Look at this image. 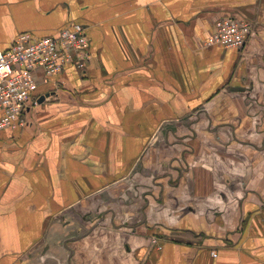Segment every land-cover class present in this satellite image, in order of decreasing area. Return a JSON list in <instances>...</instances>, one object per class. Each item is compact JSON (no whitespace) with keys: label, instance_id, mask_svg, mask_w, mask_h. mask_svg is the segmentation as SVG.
Here are the masks:
<instances>
[{"label":"crops","instance_id":"obj_1","mask_svg":"<svg viewBox=\"0 0 264 264\" xmlns=\"http://www.w3.org/2000/svg\"><path fill=\"white\" fill-rule=\"evenodd\" d=\"M71 23L85 71L0 130V264H264V0H0V50Z\"/></svg>","mask_w":264,"mask_h":264},{"label":"built area","instance_id":"obj_2","mask_svg":"<svg viewBox=\"0 0 264 264\" xmlns=\"http://www.w3.org/2000/svg\"><path fill=\"white\" fill-rule=\"evenodd\" d=\"M250 31L245 22L220 18L206 45L239 49ZM89 60V41L84 27L78 23H71L51 36L39 37L29 32L16 36L8 49L0 50V130L24 125L21 116L33 99L39 80L60 75L70 66L83 73Z\"/></svg>","mask_w":264,"mask_h":264},{"label":"water","instance_id":"obj_3","mask_svg":"<svg viewBox=\"0 0 264 264\" xmlns=\"http://www.w3.org/2000/svg\"><path fill=\"white\" fill-rule=\"evenodd\" d=\"M47 95H48V94H47ZM47 95H45V96H41V97L39 98V100H38V103L43 102L44 98L47 97Z\"/></svg>","mask_w":264,"mask_h":264},{"label":"rangeland","instance_id":"obj_4","mask_svg":"<svg viewBox=\"0 0 264 264\" xmlns=\"http://www.w3.org/2000/svg\"><path fill=\"white\" fill-rule=\"evenodd\" d=\"M90 48V47H89ZM90 50V49H89ZM90 59H91V52H90Z\"/></svg>","mask_w":264,"mask_h":264}]
</instances>
